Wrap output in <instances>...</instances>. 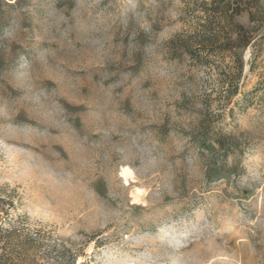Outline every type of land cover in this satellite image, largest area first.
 <instances>
[{"label": "rangeland", "instance_id": "374dc122", "mask_svg": "<svg viewBox=\"0 0 264 264\" xmlns=\"http://www.w3.org/2000/svg\"><path fill=\"white\" fill-rule=\"evenodd\" d=\"M194 1L100 0L97 10L116 17L109 58L84 59L69 71L105 88L127 74L145 77L142 98L125 86L114 90L124 122L77 187L0 156V227L18 230L2 232L0 264H264V25L238 51V92L224 101L228 61L197 65L177 50L197 28ZM37 3L69 17L75 6L0 0V78L48 46L32 15ZM235 21L251 25L246 12ZM14 23L13 38L6 33ZM153 64L163 82L152 78ZM68 109L81 128L84 109ZM37 151L53 166L67 160Z\"/></svg>", "mask_w": 264, "mask_h": 264}, {"label": "clouds", "instance_id": "9594fccd", "mask_svg": "<svg viewBox=\"0 0 264 264\" xmlns=\"http://www.w3.org/2000/svg\"><path fill=\"white\" fill-rule=\"evenodd\" d=\"M99 3L75 0L70 17L51 4L37 3L32 15L41 24L42 39L48 46L38 47L33 59L23 60L0 78V156L24 171H35L40 165L56 172L63 184L73 188L77 187V178L91 169L108 146L110 136L118 134L117 125L124 122L116 111L114 90L125 86L136 99L143 95L140 85L145 77L131 79L127 74L119 83L105 88L91 85L90 76L84 78L69 71L84 59L99 64L109 58L110 30L116 17L98 11ZM18 29L19 24L14 23L6 34L14 38ZM150 72L154 80L163 82L161 67L153 64ZM45 81L54 86L46 87ZM86 84L90 87L88 95L83 92ZM68 105L84 109L79 114L81 128L76 127ZM22 114L24 118L20 119ZM88 131L99 134L100 139L92 140L84 134ZM37 149L58 159L63 153L67 160L53 166ZM79 186L94 194L90 186Z\"/></svg>", "mask_w": 264, "mask_h": 264}, {"label": "trees", "instance_id": "16d2710c", "mask_svg": "<svg viewBox=\"0 0 264 264\" xmlns=\"http://www.w3.org/2000/svg\"><path fill=\"white\" fill-rule=\"evenodd\" d=\"M199 9L197 28L178 39L177 50L187 55L197 65H218L226 63V87L222 90L223 100L230 101L238 92V81L243 63L238 55L253 41L256 32L264 25V5L260 0H195ZM248 14L250 26L245 28L235 21L241 13ZM217 142V141H216ZM220 147L224 145L217 142ZM8 232L0 227L2 232Z\"/></svg>", "mask_w": 264, "mask_h": 264}]
</instances>
